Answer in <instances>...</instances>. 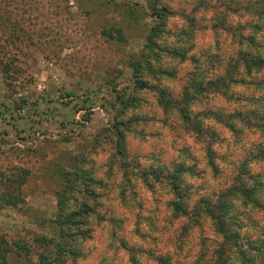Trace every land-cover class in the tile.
<instances>
[{
    "label": "rangeland",
    "instance_id": "1",
    "mask_svg": "<svg viewBox=\"0 0 264 264\" xmlns=\"http://www.w3.org/2000/svg\"><path fill=\"white\" fill-rule=\"evenodd\" d=\"M241 4L246 0H14L0 6V182L9 183L21 169L29 172L20 186L22 202L0 208V232L28 248L14 250L8 264H41V254L52 260V246L38 239L55 235L61 171L74 165L101 181L93 185L99 196L89 200L95 211L88 218L91 236L80 243L81 257L51 264H135L132 256L137 264H215L219 251L230 255L213 219L198 210L202 200H214L229 186L244 157V167L253 175L259 172L264 185V154L253 156L264 135L247 132L235 142L230 131L217 126L224 140L215 158L220 168L213 172L176 101L193 77L199 82L224 73V63L205 68V54L218 40L219 49L212 52L228 55L233 49L229 31L238 25L245 26L243 33L251 31L252 15H223ZM151 5L170 11L158 43L182 50L184 58L161 47L153 48L154 55L144 48L153 24ZM146 57L154 72L143 69L149 88L136 89L131 65ZM256 75L263 77L264 70ZM246 83L233 86L226 99L216 93L190 96V116L202 117L198 112L207 109H244L251 101L260 105L264 88ZM158 91L171 103L168 109L158 103ZM118 95L133 97V105L123 108ZM116 119L128 123L122 128V154L108 130ZM180 160L194 170L183 179L184 213L174 210V195L162 178L149 186L140 174L153 169L168 174ZM262 193L260 186L255 195L264 203ZM231 203L226 215L240 221L231 227L240 232L241 242L253 239L264 252V209L236 198ZM230 264L244 263L233 254ZM246 264L259 259L250 257Z\"/></svg>",
    "mask_w": 264,
    "mask_h": 264
},
{
    "label": "trees",
    "instance_id": "2",
    "mask_svg": "<svg viewBox=\"0 0 264 264\" xmlns=\"http://www.w3.org/2000/svg\"><path fill=\"white\" fill-rule=\"evenodd\" d=\"M14 0H0V6L12 5ZM25 0H23L24 2ZM233 0H230V2ZM229 8V4L226 6ZM252 7L253 9H249ZM241 9H225L223 15H226L227 11H234L238 17L243 16L245 13L252 15L254 18L253 23H250L251 31L243 33L245 26L238 25L234 30H230L232 51L228 55L222 56L219 51L213 53V49H219V41L216 40L215 44L209 48L205 54L208 58L207 69L216 68L218 65L224 63V73H214L215 78L206 79L197 82V79L193 77L192 83L184 88L182 97L176 104H179L177 111L179 112L182 120L186 123L190 133L195 138L203 143L206 163L213 172H218L219 166L215 162L217 157L220 143L223 142V138L218 134V128H224L231 132L235 137V142L239 141V135L243 137L247 132H258L259 135H264V96L263 94L258 96L260 99V105L254 106V103L248 102V106L244 109L235 108L229 112L225 110L207 109L203 112H198L202 117H196L194 113L190 116L191 109L189 108L187 101L190 96L197 98L200 97V93L219 94L225 99L230 98L232 95L233 86L239 83L247 82L246 84L252 85L255 89L260 86L264 88V76L256 77L257 73L264 70V0H246V4H241ZM170 11L167 7H157L151 5L150 16L152 17L153 24L150 26L148 33L145 36L144 48L148 50L150 54H155V49L159 51L164 50L167 53L184 58V52L182 50L163 48L158 43L160 34L165 31V25L167 17ZM227 17V16H226ZM252 20V18H251ZM222 24L218 21L217 24ZM215 26V25H214ZM263 31L262 33H259ZM141 62L145 64L143 67ZM133 69L134 87L136 89L149 88L147 81L141 77V71L146 69L150 72H154L150 58L146 57L140 60H135L131 65ZM158 72L162 70L158 69ZM243 75H247L243 78ZM196 81V82H195ZM195 94V95H194ZM263 97V98H262ZM236 100L242 101L239 97H234ZM120 103L123 104V108L132 106L134 103L133 97H125L118 95ZM254 99V98H253ZM252 99V100H253ZM245 102V101H243ZM158 103L165 110L171 105L163 96V92L158 91ZM120 109L119 112H122ZM204 118H207L204 122ZM127 122H123L116 119L108 128L110 136L116 138V150L118 154H122L124 148V136L122 128L127 126ZM185 126V125H184ZM240 136V137H241ZM256 152L253 156L259 158L261 153L264 154V145L255 147ZM115 154V153H114ZM217 154V155H216ZM246 157L239 163L236 171L232 174V182L228 187H224L217 191L214 200L210 201L202 200V207L198 210H203L213 219L216 225L217 231L222 235L226 242V247L231 250L230 255L223 256L224 251H219L215 264H230L233 254L239 256L240 260L246 264L250 257L255 261L259 259V264H264V252L255 244V240L246 238V242H241L242 235L240 232L231 227V225H240V221H236L235 215H226L230 210L231 200L234 198L239 199L242 205H251V207L263 208L264 203L255 194L263 188L264 197V185L261 184L259 178V172L253 175V172L244 167ZM173 171L160 175V171L153 169L154 173L148 172L140 173L142 181L149 186L154 185L156 182H160L163 179V183H167L170 192L174 195V199L171 204L174 210L177 212L187 211V202L185 198L188 197L184 193L183 179L186 176V172L194 174V170L191 171L190 166L184 164L182 160L174 163L172 167ZM15 179H8L9 183L0 182V208L3 207H16L22 198L20 197V186L24 184L29 172L27 169H21L17 173ZM154 174V175H153ZM198 174V173H196ZM152 175V177H150ZM62 185L61 188L56 191L58 196L56 202V215L52 220L54 224L55 235L42 236L38 241L52 246V252L54 254L52 260L64 263L66 257L75 259L81 257L80 243L84 242L91 235V226L88 223V218L95 214L94 204L90 203V199H97L98 192L93 185H100L101 181L94 178L88 171L81 169L74 165L71 170L63 169L61 171ZM162 178V179H161ZM14 182V183H11ZM80 183V186L77 184ZM186 186H189L185 183ZM75 193H79L77 197H73ZM75 196V195H74ZM74 199V204L71 206L69 201ZM201 200V199H200ZM95 201V200H94ZM233 206V205H232ZM217 212V213H215ZM226 216V217H225ZM109 221V220H107ZM27 252V245L19 240L9 241L4 234L0 232V264H8L10 254L15 251ZM261 252V253H260ZM132 256V261L137 264ZM52 260L48 255H40L41 264H51Z\"/></svg>",
    "mask_w": 264,
    "mask_h": 264
}]
</instances>
